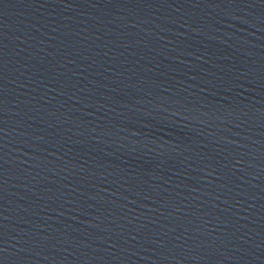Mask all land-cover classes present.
Listing matches in <instances>:
<instances>
[{
    "label": "water",
    "instance_id": "95a60500",
    "mask_svg": "<svg viewBox=\"0 0 264 264\" xmlns=\"http://www.w3.org/2000/svg\"><path fill=\"white\" fill-rule=\"evenodd\" d=\"M199 0H0V264H22L122 94Z\"/></svg>",
    "mask_w": 264,
    "mask_h": 264
}]
</instances>
